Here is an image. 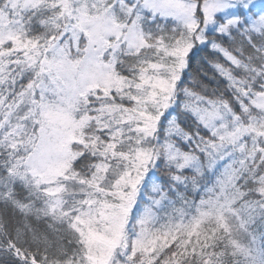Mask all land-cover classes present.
I'll return each mask as SVG.
<instances>
[{
    "label": "snow or ice",
    "instance_id": "1",
    "mask_svg": "<svg viewBox=\"0 0 264 264\" xmlns=\"http://www.w3.org/2000/svg\"><path fill=\"white\" fill-rule=\"evenodd\" d=\"M0 264H264V0H0Z\"/></svg>",
    "mask_w": 264,
    "mask_h": 264
},
{
    "label": "trees",
    "instance_id": "2",
    "mask_svg": "<svg viewBox=\"0 0 264 264\" xmlns=\"http://www.w3.org/2000/svg\"><path fill=\"white\" fill-rule=\"evenodd\" d=\"M203 56H204V53H201L199 56H197V57H195L193 59L189 71L186 72V75H185V83H187L189 75L195 72L196 68L199 66L198 62H201L202 61Z\"/></svg>",
    "mask_w": 264,
    "mask_h": 264
}]
</instances>
